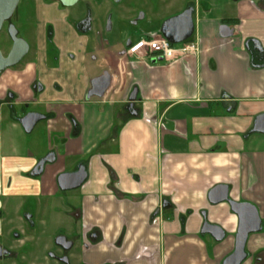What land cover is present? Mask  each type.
Instances as JSON below:
<instances>
[{
    "label": "crops",
    "instance_id": "crops-1",
    "mask_svg": "<svg viewBox=\"0 0 264 264\" xmlns=\"http://www.w3.org/2000/svg\"><path fill=\"white\" fill-rule=\"evenodd\" d=\"M161 2L178 7L164 18L193 9L196 55L129 54L144 38L121 25L148 21L144 11L116 10L113 20L111 8H97L77 30V17L69 21L62 10L52 21L53 47L36 30L33 57L1 74V92L16 101L11 110L0 106V234L36 236L35 254L46 255L58 220L73 243L72 264H222L238 217L208 195L224 186L230 201L252 205L261 220L242 264H264V133L252 132L264 115V58L253 65L247 51L248 40L264 50V0ZM103 73L108 89L89 98ZM29 107L47 117L43 152L15 141L24 133L17 111ZM50 152L54 163L31 176ZM79 165L86 182L61 198L57 176ZM204 223L224 239L202 234Z\"/></svg>",
    "mask_w": 264,
    "mask_h": 264
},
{
    "label": "water",
    "instance_id": "water-1",
    "mask_svg": "<svg viewBox=\"0 0 264 264\" xmlns=\"http://www.w3.org/2000/svg\"><path fill=\"white\" fill-rule=\"evenodd\" d=\"M61 3L63 7H73L77 0H53ZM120 0H114L115 3ZM19 3V0H0V31L5 22L9 21ZM193 9L188 8L180 14L166 19L160 29V36L167 40L170 44H178L188 40L194 32V24L192 19ZM7 33L12 41L10 51L6 56H3L0 50V75L8 68H12L20 63L26 56L29 50L27 42L17 37V31L13 25H9ZM259 50V47H256ZM110 84V77L107 73H103L91 81V88L88 92V97L101 98L105 94ZM45 120V116L37 112H29L21 117L18 121L23 132L30 134L37 123ZM253 133H264V115L256 118L252 129ZM55 161L54 154H48L41 158L33 170L31 176L38 177L42 174L45 164H51ZM87 179V171L85 166L80 165L74 172H65L57 176V186L60 191H72L80 188ZM208 200L211 204L228 202L231 211L238 217V228L235 235L234 250L227 256L222 264H242L247 254L245 245L249 234L261 231V220L257 210L248 203H236L228 199V191L224 186H217L209 192ZM202 234L210 235L215 242H220L224 239V232L217 226H212L204 223ZM59 246L64 249L71 247V242H66L62 237L56 240ZM1 252V248H0ZM6 256L7 254L4 253ZM1 256V255H0Z\"/></svg>",
    "mask_w": 264,
    "mask_h": 264
},
{
    "label": "rangeland",
    "instance_id": "rangeland-1",
    "mask_svg": "<svg viewBox=\"0 0 264 264\" xmlns=\"http://www.w3.org/2000/svg\"><path fill=\"white\" fill-rule=\"evenodd\" d=\"M49 0H20L18 3V7L15 11V14L13 15L12 19L10 20V24H12L18 31V37L26 40V42L32 43L35 39V34L37 30V34L39 38H42L43 32L45 33V41L46 43L51 45V48L53 47V39L49 38L47 35V30L49 28L53 29V23L52 21L56 20V18L59 16L58 12L62 11V8L58 7L56 4L52 5ZM100 5V6H97ZM170 7L171 9H169ZM93 12L96 14V9H107L111 8V13L109 17H111L113 20H115V14L116 10H121L125 12L128 9L133 10L134 15H138L143 13V11L146 14V19L148 21H139L136 25L127 24V20L124 21L125 24L121 25V28L123 31L130 30L132 32L133 30L140 33V37L144 38L145 40L150 37L154 36L155 34L160 33L161 25L163 21H165L168 18L166 15H168L171 12H175L178 7L177 3H172L170 5L164 4L161 2V0H121L118 3H115L111 0H101V3L94 4ZM88 8H85L83 6H76L73 8V10L70 9V18L69 21H73L77 15L78 12H86L85 10ZM64 11V9H63ZM68 16V15H67ZM66 16V17H67ZM65 17V18H66ZM130 21V20H129ZM44 26V27H43ZM57 26V25H56ZM55 26V28H56ZM58 29V28H56ZM119 29V28H118ZM63 37L61 38V40ZM63 41V40H62ZM11 48V40L8 38V33L6 31V26L3 27V30L0 32V50L4 55H6ZM33 49L29 51L27 56L24 58V60L21 62V64L25 60H30L31 57H33ZM56 59L57 56H56ZM20 64V65H21ZM23 66V65H22ZM18 67V66H16ZM58 68V67H57ZM14 95V94H13ZM15 96V95H14ZM3 97V93L0 90V102L1 98ZM19 110V109H18ZM39 109H32V108H25L23 109L22 113L20 111H17L18 115H21L23 113H28L30 111H37ZM18 117V116H17ZM43 128V121L39 122L37 127H35L34 131L26 135L24 133H19V137L15 139L19 143V146L23 144V146L27 142H33L35 145V148L38 152H43L44 147L46 146L45 143V132H41ZM19 149L23 150L22 147H19ZM26 149V148H24ZM73 192V191H72ZM61 198H65L67 194H70L69 192H59L58 193ZM54 226H58L61 228L55 229L52 231V235L61 234L62 226H64L60 221L54 220ZM247 249V247H245ZM69 256L71 253V249L68 252ZM35 264H53L50 262L45 254H34V256L31 258V260Z\"/></svg>",
    "mask_w": 264,
    "mask_h": 264
},
{
    "label": "flooded vegetation",
    "instance_id": "flooded-vegetation-1",
    "mask_svg": "<svg viewBox=\"0 0 264 264\" xmlns=\"http://www.w3.org/2000/svg\"><path fill=\"white\" fill-rule=\"evenodd\" d=\"M49 1L51 2L50 4H56L58 7L62 8V10L64 9L66 11H70V9L73 10V8H75L76 6H83L84 9L85 8H88V9L85 10L86 12H79V13L77 12L76 13L78 20H77V22H75V28L77 30H83L84 27H88L89 26V23H90L89 22L90 21V17L89 16H90V13L94 9L93 8L94 7V4L101 3V0H77L76 4L73 7L66 8V7H63L61 5V3H59V2H56V1H53V0H49ZM111 1L114 2V0H111ZM97 6H100V5H97ZM17 7H18V5H17ZM17 7H16V9H17ZM16 9H15V11H16ZM15 11H14V14H15ZM10 20L7 21V22H5L3 24L1 31L3 30V27L4 26H6V31H7L9 25H12V24L9 23ZM16 31H17V29H16ZM47 35H48V37H50V38L53 39V29L50 28L49 31L47 30ZM17 37H18V31H17ZM8 38L10 39L9 35H8ZM27 44L29 46V50H28V53H29V51L31 50V45H30L29 42ZM47 45L51 48V45L50 44L47 43ZM11 46H12V41H11ZM27 54H26V56H27ZM6 55L3 54V56H6ZM56 56L58 58V54L57 53H56ZM24 58L20 61L19 64H21V62L24 60ZM19 64H17L16 66H18ZM16 66H14L12 68H15ZM12 68H8V69H12ZM8 69H6V70H8ZM15 101H16V97L13 95V93L11 91H6L4 93V95H3V97L1 98L0 106L1 105L8 106L9 109L11 110L12 107L14 106V102ZM30 112H34V111H30ZM25 114H27V113L26 112L23 113L21 117H23ZM40 114H42V113H40ZM42 115L45 116V114H42ZM46 118L47 117L45 116V120H46ZM19 119H18V121H19ZM45 120H43V121H45ZM51 153L52 152H50L48 154H51ZM52 154H54V153H52ZM46 165H48V164H45V166ZM79 166H77L76 170L78 169ZM23 218H24L25 222L28 225L33 226V221H32V218H31L30 215H26ZM62 237L65 238L66 242H71L65 236H63L61 234H57V235H55L53 237V239L51 241V246H49L48 249H46L44 251V253H46L47 259L50 262H52L53 264H72L71 261H70V259H69V255H68L69 253L68 252H69L70 249H72L73 243L71 242L72 243L71 244V247L68 250L67 249H64L62 246H59L56 243V240L57 239H60ZM35 239H36V236H34V238H32V239H29L26 234L23 235V234H20V233H17V232H15L13 234H10L8 236H4V235L0 234V248H1V252H0V255H1L0 256V264H34L32 261H29V260H31V258L37 252V246H34ZM4 253H6L7 255L5 256Z\"/></svg>",
    "mask_w": 264,
    "mask_h": 264
},
{
    "label": "built area",
    "instance_id": "built-area-1",
    "mask_svg": "<svg viewBox=\"0 0 264 264\" xmlns=\"http://www.w3.org/2000/svg\"><path fill=\"white\" fill-rule=\"evenodd\" d=\"M198 51L197 41L193 40L192 37L178 44H170L161 36L153 39L139 40L128 49L129 54H139L141 52L154 53L167 61L196 55Z\"/></svg>",
    "mask_w": 264,
    "mask_h": 264
},
{
    "label": "trees",
    "instance_id": "trees-1",
    "mask_svg": "<svg viewBox=\"0 0 264 264\" xmlns=\"http://www.w3.org/2000/svg\"><path fill=\"white\" fill-rule=\"evenodd\" d=\"M256 47H259V45L255 41L252 40L247 41V51L249 53L253 65H257L256 60H259L260 58H264V50H262L260 47L259 50H257ZM75 132H77V130Z\"/></svg>",
    "mask_w": 264,
    "mask_h": 264
}]
</instances>
